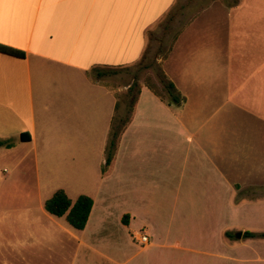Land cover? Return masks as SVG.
I'll return each instance as SVG.
<instances>
[{
	"label": "crops",
	"instance_id": "1",
	"mask_svg": "<svg viewBox=\"0 0 264 264\" xmlns=\"http://www.w3.org/2000/svg\"><path fill=\"white\" fill-rule=\"evenodd\" d=\"M179 1L0 0V45L25 54L0 53V141L13 142L0 147V159L19 172L33 165L35 181L34 188L15 185L5 193L6 204L17 209L0 224L5 262L40 261L41 248L30 241L57 246L61 234L71 239V264L85 252L112 264L142 255L149 264H264V239L244 237L264 233V195L255 194L264 191V0H212L202 13L177 17L162 68L184 101L171 105L169 97L141 86L102 171L120 100L91 71L139 61L150 29ZM242 115L251 125L227 126ZM22 134L31 140L22 142ZM234 145L240 147L233 155ZM60 189L72 202L81 195L93 199L84 230L45 211ZM155 198L164 201L155 210L158 227L148 217ZM187 199L205 207L186 209L181 200ZM33 202L49 224L26 222L20 208ZM125 215L131 228L147 231L145 249L118 236L127 228ZM98 218L101 226L93 231ZM207 220L213 227L204 234ZM186 221L189 236L187 226L177 225ZM113 244L127 246L126 261L100 249Z\"/></svg>",
	"mask_w": 264,
	"mask_h": 264
},
{
	"label": "rangeland",
	"instance_id": "2",
	"mask_svg": "<svg viewBox=\"0 0 264 264\" xmlns=\"http://www.w3.org/2000/svg\"><path fill=\"white\" fill-rule=\"evenodd\" d=\"M212 0H180L179 3L162 19L160 20L155 26H153L149 33H148V46L147 50L145 51L142 58L137 61L135 64L125 66V67H118V68H102L103 75L102 76H96V73H92V79H96L95 81H99L101 84L105 85L111 90L116 91L117 97L120 100L121 106L120 110L117 114V117L122 116V118H127L129 115L128 112V104L127 103V93L129 90V87L133 84L134 81H136L140 87L143 85L150 84L154 87V89L157 90L159 94H161L163 97L168 98V92L165 88L166 81L164 82L161 79V73H164L162 68V63L167 57V55L170 52V47L173 45L175 36L177 35L178 31V22L177 17L180 15H189V14H199L202 13L205 8L211 5ZM215 1V0H214ZM224 4H232L236 3L237 0H218ZM169 25L170 29L166 30V27ZM165 74V73H164ZM167 77V76H166ZM168 80V79H167ZM242 119H230L227 123V126L230 127H242V126H248L251 125L249 122H252L251 117H247L242 115ZM237 147H240L239 145H234L233 148V155L234 152L237 153L238 150ZM171 150L174 151L172 148ZM178 160V159H177ZM233 161L235 162V159L233 157ZM177 164L180 163V161H176ZM237 164V163H236ZM180 165L174 166V168L179 169ZM173 182L171 184L178 185V184H184L185 182L179 181L178 179H173ZM188 184V182H187ZM15 185H24L27 188H34L35 181H34V175H33V165L26 164V166L23 167L22 171H17L13 163H6L0 159V224L2 223V220H4L8 216L14 215L15 210L11 206H8L6 204L7 202V196L5 193L11 189L12 186ZM253 188V187H252ZM21 189L22 188L21 186ZM251 190V189H248ZM247 190V191H248ZM245 190V192H247ZM245 194V193H244ZM256 195H264V191L261 193H255ZM248 196L253 197L251 195V192L248 191ZM117 201V200H114ZM237 201V200H235ZM128 202V199H124V204ZM182 207L184 205V208H199V207H205L201 202V200L192 199V200H181ZM164 201L162 198H155L153 199L152 207H151V213H148V217L151 221V223L155 225L157 221L155 220V217L158 215L155 214V210L161 209L163 206ZM237 203V202H236ZM123 204V203H122ZM151 205V204H150ZM163 208V207H162ZM21 210L25 209L26 212V222H35L36 219H40V221L43 224H49V222L43 217L41 212L39 211V204L38 202H33L30 205L25 206V208H20ZM193 211V210H190ZM190 211H186L190 212ZM178 212V211H177ZM188 214V213H187ZM191 214V213H189ZM193 214V213H192ZM144 217V216H143ZM197 217V216H196ZM202 221V216H199ZM204 217H206L204 215ZM207 219L210 218V216L206 217ZM101 218H98L96 221V226H92V230L94 231L97 226L98 229L101 226V224H98L99 220ZM155 223V224H154ZM177 225H183L187 226L189 229L184 230V234L189 236L188 234L191 233L190 227L191 224L186 221V223ZM208 223V224H207ZM207 223L203 226L204 234L208 231H211L213 225L212 220H207ZM182 227V226H181ZM192 227L194 225L192 224ZM197 227V225L195 226ZM120 230H117V234L119 237L123 234L125 238L128 239L132 244H134L133 234L134 232L138 231L136 228H131L130 225L127 226V228H119ZM159 230V229H158ZM96 231V230H95ZM160 231V230H159ZM253 233V232H252ZM192 234V233H191ZM33 244H35L37 247L41 248V252L39 255L40 261L33 262L31 264H71L72 258H73V248L71 239L66 235L59 234L57 236V246L48 247L45 245L47 243L46 241H42V244H38L36 241H30ZM49 242V241H48ZM51 243V242H50ZM5 242L2 241L0 238V264H21L17 261H13L12 263L5 262L4 253L6 251ZM136 244V243H135ZM150 245V244H149ZM139 246V245H138ZM104 247L107 248H100L103 252L108 253L112 250L116 252V260L118 262H124L128 259L130 255V251L127 248L126 245H105ZM108 248H112L111 250H108ZM145 249L144 247H141ZM47 250L52 251L51 253H48ZM169 252H178L177 250H170ZM161 252L158 256H160ZM171 253V254H173ZM152 257H158L156 254L151 255ZM169 257V256H168ZM14 260L16 258L12 257ZM9 259V258H8ZM147 259H145V256H138L137 258L133 259L132 263L128 262L127 264H149L146 263ZM167 263L158 261L157 264H164ZM75 264H112L109 261H107L104 258H97L93 255H90V252L87 254L86 252L83 254V257H81L77 263ZM154 264V263H153Z\"/></svg>",
	"mask_w": 264,
	"mask_h": 264
},
{
	"label": "trees",
	"instance_id": "3",
	"mask_svg": "<svg viewBox=\"0 0 264 264\" xmlns=\"http://www.w3.org/2000/svg\"><path fill=\"white\" fill-rule=\"evenodd\" d=\"M0 53L19 59L25 58L24 52L3 45H0ZM102 68L103 67H96L91 71V73H96V76L98 77L102 76L103 75V72L101 70ZM160 76L164 82L166 81L165 88L168 92L169 104L181 105L184 101V98L181 97L174 84L171 81L167 80V77L164 73H161ZM146 86L149 89H151L161 99L165 100V97L159 94L157 90L154 89L153 86H151L150 84H147ZM140 91H141L140 85L136 81H134L133 84L129 87L126 96L127 97L126 104H128L127 106L129 112L128 117L122 118V116L120 117L115 116L113 118V122L111 125V132H110V141H109V146L107 148V158L105 165L102 168L103 173L106 171L107 167L111 164L114 158L119 136L130 122V118L134 106L136 104L137 98L140 94ZM119 109H120V101H118L116 105V110L118 111ZM20 140L22 142H29L31 140V137L28 134H22L20 136ZM12 146H13V142L9 140L0 141V147L10 148ZM93 205H94L93 199L86 195H81L78 197V199L75 202H72V200L68 197L66 192L60 189L50 199H48L45 202L44 209L47 213H49L54 217H58V218L65 217L66 221L72 228L76 230H84L85 227L87 226L91 211L93 209ZM128 219H129L128 215H125L122 219L123 224L126 226L129 225ZM228 235L230 234H227V236ZM244 237L264 239V233L256 234L247 231L244 233Z\"/></svg>",
	"mask_w": 264,
	"mask_h": 264
},
{
	"label": "built area",
	"instance_id": "4",
	"mask_svg": "<svg viewBox=\"0 0 264 264\" xmlns=\"http://www.w3.org/2000/svg\"><path fill=\"white\" fill-rule=\"evenodd\" d=\"M133 239L140 247H146L150 244V238L145 229L134 232Z\"/></svg>",
	"mask_w": 264,
	"mask_h": 264
},
{
	"label": "water",
	"instance_id": "5",
	"mask_svg": "<svg viewBox=\"0 0 264 264\" xmlns=\"http://www.w3.org/2000/svg\"><path fill=\"white\" fill-rule=\"evenodd\" d=\"M241 236H242V233L239 232V233L237 234V237H238V238H241Z\"/></svg>",
	"mask_w": 264,
	"mask_h": 264
}]
</instances>
